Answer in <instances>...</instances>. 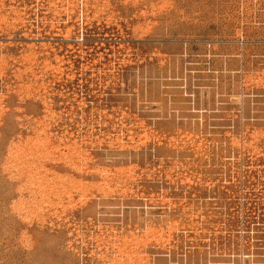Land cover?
Listing matches in <instances>:
<instances>
[{"label":"rangeland","instance_id":"rangeland-1","mask_svg":"<svg viewBox=\"0 0 264 264\" xmlns=\"http://www.w3.org/2000/svg\"><path fill=\"white\" fill-rule=\"evenodd\" d=\"M0 264H264V0H0Z\"/></svg>","mask_w":264,"mask_h":264}]
</instances>
